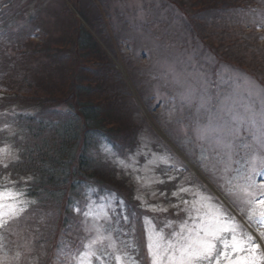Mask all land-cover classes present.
<instances>
[{"label": "rangeland", "instance_id": "obj_1", "mask_svg": "<svg viewBox=\"0 0 264 264\" xmlns=\"http://www.w3.org/2000/svg\"><path fill=\"white\" fill-rule=\"evenodd\" d=\"M214 1L208 0V4ZM206 2L0 0V69L6 68L9 85H13L14 79H18V84L22 79L23 75L18 69L27 71L30 67H26L31 66L32 73L38 72V81L45 80L51 87L62 86L66 82L62 80L63 73L69 69L74 73V64L63 56L56 60L50 56L72 51H68V45L65 49L60 47L73 32V27L80 24L100 43L94 40L98 46L94 43L96 46L89 45L83 52V55H90L91 58L88 59V66L84 63L80 64V68H90L94 62L108 65L103 46L110 62L120 69L124 77L121 82L128 85L134 97L131 109L135 110V122L139 126L136 145H132L134 149L121 157L107 140L100 145L97 153H102L106 162L117 167L122 173L120 176L132 185L135 194H132L131 202L135 198L139 200L137 207L145 217L146 244L153 229L162 232L165 237H171L172 233L180 231L184 221L191 225L189 212L195 215L193 202L198 198L180 192L182 187L197 192L203 186L202 191L211 194L215 202L222 204L241 224L248 222L247 214L253 207L245 201H258L264 194V41L238 33L244 40L230 51L221 48L219 36H215L208 41V49L200 40L208 37L209 31H217L227 23L219 22L217 14L208 10ZM65 4L72 8L74 19ZM56 12L59 14L55 15ZM89 22L96 23L97 28L93 29ZM206 26L211 28L206 29ZM248 26L244 25L245 28ZM193 32L197 34L195 39ZM18 33L30 39L7 37L18 36ZM72 36L74 39L77 37L75 32ZM20 42L23 44L21 51L15 49L12 52V48ZM74 44L72 40V46ZM247 46H251L252 52L247 50ZM37 49H43V52L48 50L42 61L40 55L34 52ZM25 51L30 54V60H24V56H20L19 60V54ZM258 53L261 56L257 59L261 61L256 60ZM10 57L14 58L15 63L9 61ZM77 59L74 57L76 63ZM129 63H136L137 71L129 69ZM246 63H252L254 67L247 68ZM129 71L138 75L137 82L141 85L143 97L152 98L151 103L155 106L153 114L146 111L145 101L135 88ZM112 82L116 84L115 79ZM0 85L6 83L0 82ZM15 93L11 90L10 96L14 97ZM16 97L18 105L14 111L32 117L36 112L34 98L26 102L18 95ZM29 106L30 109L27 108ZM5 110L12 112L10 108ZM56 110L58 115L55 120L64 119V123L63 112ZM155 115L159 118H155L158 122L153 118ZM164 123H174L169 129L175 140L164 133ZM9 130L10 135L13 134L12 129ZM121 137L120 140H124L126 135ZM4 145L8 152L0 154V159L7 162L13 155V148L7 142ZM90 155L93 156L92 151ZM94 164L93 171L98 173L94 179L77 177L82 181L81 188L89 185L87 194L78 190L80 195L85 194L81 202L88 201L85 211L76 204L77 207L70 212L76 218H85L87 225L84 250L78 256L77 264L84 258V253L88 251L87 244L92 239L101 241L94 246V250L102 255L104 264H118L115 259L117 255L122 257L120 264H127L124 253L132 252V249L126 245L133 241L137 243L135 232L139 234L141 231L139 227H134L130 218L128 222L123 219L128 214V203L122 201L119 206L115 204L118 196L113 189L120 186L117 184L120 182L115 180L117 183L111 185L114 179L108 178V169H96L97 163ZM99 179L104 187L102 190L98 188ZM8 180L6 176L5 181ZM8 183L10 185L5 188L23 193L17 197L19 203L16 204V209L23 211L0 228V264H53L56 238L68 236L65 223L70 218L65 206L69 196L71 200L75 199L73 193L77 190L76 186L65 190L66 193L57 202L47 199L37 205L36 200L26 196V187L20 185V180L11 179ZM249 184L253 186L249 188ZM243 188H247L252 195H246ZM183 199L189 201L188 205L182 203ZM255 206L260 207L258 204ZM33 208L39 211L38 223L31 221L35 216ZM77 209L80 211L77 212ZM167 214L173 217L166 219ZM135 254L138 256V248ZM149 260L151 264V257ZM84 264H88L87 259H84ZM91 264H100V261L92 257Z\"/></svg>", "mask_w": 264, "mask_h": 264}, {"label": "trees", "instance_id": "obj_2", "mask_svg": "<svg viewBox=\"0 0 264 264\" xmlns=\"http://www.w3.org/2000/svg\"><path fill=\"white\" fill-rule=\"evenodd\" d=\"M206 3H209L208 0ZM65 7L67 10L69 9L68 12L71 14V18L74 19L72 8H68L66 4ZM208 10L217 14L216 19L219 22L224 21L223 23H227L225 27L217 31H209V36L200 40V42L205 43L208 49V41L215 38V36H219L217 38L221 43V48L230 51H233L231 48L234 45L237 43L242 44L241 41L244 40L238 33L246 34L252 39H260L255 30L258 25L264 26V0H215L213 4H208ZM58 14V12L55 13V15ZM83 15L86 19L85 12ZM250 15H252V18H250ZM0 18L2 19L1 16ZM89 24L93 29L97 28L95 27L96 23L89 22ZM244 25L251 26L252 30L247 31L249 26L245 28ZM205 28L210 29L211 27L206 26ZM72 30L73 32L69 34V38H66L61 44L62 47H60L65 49L68 45L70 46L68 51H72L69 53L66 51L65 54L59 52L60 54L57 56H50L54 60L63 56L66 61L73 62L74 73L70 69L63 73L62 80H66L68 84L65 85V82L59 88L48 86L47 81H38V77H36L38 72L32 73L33 68L27 66L26 68L30 67L27 71L25 69L22 71L21 68L18 69L20 75H23L22 79L19 80L20 85L18 79H14L13 85H9V79H6V68L0 69V82L6 83V85H0V146H5L4 142H7L13 148V155L9 161L4 162L0 159V165L2 163L8 164L6 169L0 166V187L10 185L7 182H11V179L20 180V185L26 187L27 195H25L32 200H36L37 205L47 199L57 202L66 193L65 190L73 189L75 186L77 189L73 193L75 199L71 200V196L67 199L65 210L70 219L66 221L65 229H67L68 236L60 235L56 238L53 264L57 263L58 258L60 260L58 264H64V259L70 256L73 258L74 253H78L83 249L82 244L86 239L85 229L87 225L81 219L78 222L75 216L70 215V212L73 211L75 200L79 198L78 204H80L81 198L88 193L86 188L89 185L86 184L84 188H81L82 181L77 180V177H84L88 180L94 179L95 175L98 174L93 171L92 165H95V162L97 163L96 169L100 167L108 169V178L114 179L111 180L113 182L110 183L111 185L117 183L115 180L120 182L117 183L120 186L115 185L116 187L113 189V193L118 196V200L124 199L128 205H133L132 199L126 197V192L132 194V185H129L127 180L120 176L121 172L117 167L112 165L111 162H106V157L103 154H98L97 151L100 145L108 140L119 151V154H125L134 149L139 132V126L135 122V110L131 109L132 104L134 105V97L128 85L121 82L124 77L120 69L114 62H110L106 48L103 46L102 51L105 60L109 64L103 66V63L97 65L94 62L89 66L90 68L81 69L80 64L86 63L88 66V59L91 58L90 55H83V52L90 46H96L98 42L82 24L74 26ZM74 32L77 35L76 39L72 38ZM192 35L193 39L197 37L194 32ZM7 37L10 39L21 37L27 39V41L30 39L29 36H21L20 33H18V36L8 35ZM72 40L75 41L73 46ZM22 45V42H20L17 47L12 48V52L15 49L18 52L21 51ZM250 47L247 46V50ZM75 51L77 56H73ZM34 52L36 55H40L42 61L48 50L43 52V49H37ZM249 52H252V49ZM29 55L27 51L22 52L19 54L18 59L20 60V56H24V60H30ZM260 56L261 53H258L256 60L261 61L262 59H257ZM74 57L78 58L77 63L74 61ZM9 61L15 63L13 57H10ZM252 61H254V57H252ZM260 61L257 62V66ZM52 63H55V61ZM135 64L129 63V69L137 71ZM244 65L247 68L254 67L252 63ZM129 76H131L135 88H138L140 97L145 101L143 103L146 111L153 114L155 106L152 105V98L145 99L143 97L141 85L137 82L138 75L129 71ZM114 79L116 84L112 82ZM30 80H32V83H30ZM11 90L17 92L14 97L10 96ZM17 95L25 99L26 102L31 97L34 98L33 105L36 107L34 109L36 112L32 117H26L20 112L14 111L15 106L18 105L15 101ZM30 107L27 108L30 109ZM7 108H10L12 112L6 111ZM56 109H61L60 111L63 112L64 123V119L55 120L58 115ZM153 118L158 122L155 119H159L156 115ZM173 125L174 123H164L162 128H164L163 131L168 137H173L175 140V137L171 136L173 132L169 129ZM9 128L13 131L11 135V130L8 131ZM123 135H126V138L120 140ZM91 151L93 156L90 155ZM6 176L9 179L8 181H5ZM101 182L102 180L99 179L98 188L100 190L104 188ZM78 190L86 193L80 195ZM33 210L35 216L31 221L38 223L40 220L38 218L39 211L35 208ZM71 219L73 221H70Z\"/></svg>", "mask_w": 264, "mask_h": 264}, {"label": "snow or ice", "instance_id": "obj_3", "mask_svg": "<svg viewBox=\"0 0 264 264\" xmlns=\"http://www.w3.org/2000/svg\"><path fill=\"white\" fill-rule=\"evenodd\" d=\"M7 152V146L0 148V154ZM0 166L8 168L7 163ZM252 186L249 184L248 187ZM202 189L203 186L197 192H192L190 188L179 189L180 192L197 196V201L193 202L195 215L189 212L191 225L184 221L180 231L172 233L171 237H165L162 232L153 229L147 240L151 264H264V194L258 201L255 199L245 201L253 207L247 214L248 222L241 224L222 204L216 203L211 194L203 192ZM242 190L246 195H252L247 188ZM21 195L23 193L13 191L11 188L0 187V228H4L8 221L23 211L16 209V204L19 203L17 197ZM182 203L188 205L189 201L183 199ZM197 204L200 206L196 207ZM257 204L259 208L255 206ZM79 211L77 209V212ZM84 215L87 216V213ZM257 216L259 219H254ZM123 219L128 222L129 216L125 215ZM100 242L98 239L90 240L87 244L88 251L84 253V258L80 259L79 264H84V259L91 264L92 257L100 261V264H104L102 255H98L94 250V246ZM126 247L132 249V252L124 253L127 264H142L135 254L139 245L133 241L127 243ZM115 259L120 264L122 257L117 255Z\"/></svg>", "mask_w": 264, "mask_h": 264}]
</instances>
